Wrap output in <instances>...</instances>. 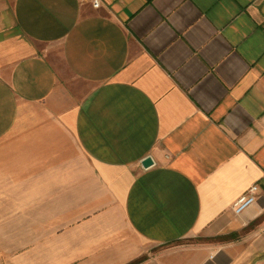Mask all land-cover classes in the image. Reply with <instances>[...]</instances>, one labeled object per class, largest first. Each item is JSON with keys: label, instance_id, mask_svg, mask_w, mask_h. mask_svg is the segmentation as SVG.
<instances>
[{"label": "crops", "instance_id": "0c3cea01", "mask_svg": "<svg viewBox=\"0 0 264 264\" xmlns=\"http://www.w3.org/2000/svg\"><path fill=\"white\" fill-rule=\"evenodd\" d=\"M99 1L0 0V264H264V0Z\"/></svg>", "mask_w": 264, "mask_h": 264}, {"label": "rangeland", "instance_id": "374dc122", "mask_svg": "<svg viewBox=\"0 0 264 264\" xmlns=\"http://www.w3.org/2000/svg\"><path fill=\"white\" fill-rule=\"evenodd\" d=\"M238 235L245 237L246 231ZM227 241L222 234L193 235L167 244L150 245L148 255L143 256V264H230V258L218 253Z\"/></svg>", "mask_w": 264, "mask_h": 264}, {"label": "built area", "instance_id": "2783aa9c", "mask_svg": "<svg viewBox=\"0 0 264 264\" xmlns=\"http://www.w3.org/2000/svg\"><path fill=\"white\" fill-rule=\"evenodd\" d=\"M99 0H93L94 6L99 5ZM259 186L257 184L251 185L247 191L241 195L233 205L234 212L240 214L249 206H251L257 199V194L259 192Z\"/></svg>", "mask_w": 264, "mask_h": 264}, {"label": "water", "instance_id": "95a60500", "mask_svg": "<svg viewBox=\"0 0 264 264\" xmlns=\"http://www.w3.org/2000/svg\"><path fill=\"white\" fill-rule=\"evenodd\" d=\"M142 164L143 166L147 167L152 164V159L150 157H147L146 159L143 160Z\"/></svg>", "mask_w": 264, "mask_h": 264}, {"label": "trees", "instance_id": "16d2710c", "mask_svg": "<svg viewBox=\"0 0 264 264\" xmlns=\"http://www.w3.org/2000/svg\"><path fill=\"white\" fill-rule=\"evenodd\" d=\"M225 237H227L228 239H229V238H237V233H232V234L227 235V236H225ZM129 264H137V261H135V262H131V263H129Z\"/></svg>", "mask_w": 264, "mask_h": 264}]
</instances>
